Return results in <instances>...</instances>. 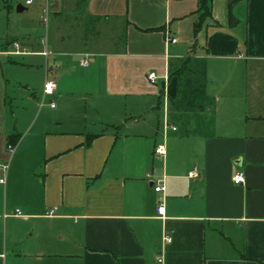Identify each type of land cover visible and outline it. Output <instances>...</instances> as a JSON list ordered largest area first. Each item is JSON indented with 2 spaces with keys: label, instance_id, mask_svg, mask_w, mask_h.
<instances>
[{
  "label": "crops",
  "instance_id": "obj_1",
  "mask_svg": "<svg viewBox=\"0 0 264 264\" xmlns=\"http://www.w3.org/2000/svg\"><path fill=\"white\" fill-rule=\"evenodd\" d=\"M12 2L0 264H264V0H211L196 33L199 0Z\"/></svg>",
  "mask_w": 264,
  "mask_h": 264
},
{
  "label": "built area",
  "instance_id": "obj_2",
  "mask_svg": "<svg viewBox=\"0 0 264 264\" xmlns=\"http://www.w3.org/2000/svg\"><path fill=\"white\" fill-rule=\"evenodd\" d=\"M31 0H24L25 3H29ZM43 11H44V15L42 16L43 21L46 20V6L44 5L43 7ZM170 40L174 41L176 40L175 37H171ZM44 43V41H43ZM11 45L14 47L11 52H20L22 50L18 49V44L16 43V41H11ZM50 52L49 49L43 48L41 50V53L46 55ZM78 61L81 65H87L88 63V57L87 55H82L78 58ZM146 77L148 80L150 81H155V78L157 77V75L155 74L154 71L150 70L146 73ZM55 88V82L51 79H44L42 82V86H41V94H46V93H51L53 91V89ZM39 103H41V100L39 101ZM49 105H53V102H49ZM172 128H175V126L172 125ZM14 144L7 141L5 142V150L7 152H11L13 150ZM153 152L154 153H164L165 149H164V145L162 143H156L153 147ZM6 167H7V162L6 160H1L0 159V182L2 183L4 181V175H5V171H6ZM198 174V171L196 168L191 169L188 171V176H195ZM232 180L235 183H242L245 180V175L242 169H236L233 174H232ZM164 187L162 181H157L154 185L153 188L154 190H162ZM155 210L157 212V214H162L164 211V206H163V201L162 200H157L156 205H155ZM13 214L15 215H22V213L20 212L19 208H14ZM165 241H169L170 240V235L165 234L163 236ZM157 260H161V257L157 256L156 257Z\"/></svg>",
  "mask_w": 264,
  "mask_h": 264
},
{
  "label": "rangeland",
  "instance_id": "obj_3",
  "mask_svg": "<svg viewBox=\"0 0 264 264\" xmlns=\"http://www.w3.org/2000/svg\"><path fill=\"white\" fill-rule=\"evenodd\" d=\"M15 3H11V9L5 10L3 8H0V32L4 29V27L7 25L8 27H11L14 30H20L21 28H24L26 26L30 25V14L28 10L23 11H16L15 10ZM11 11V13H9ZM3 207H2V194L0 192V233L2 231V224H3ZM10 219V218H7ZM12 224V227L17 229L21 227V224L18 223L17 220L14 221V219L8 220Z\"/></svg>",
  "mask_w": 264,
  "mask_h": 264
},
{
  "label": "trees",
  "instance_id": "obj_4",
  "mask_svg": "<svg viewBox=\"0 0 264 264\" xmlns=\"http://www.w3.org/2000/svg\"><path fill=\"white\" fill-rule=\"evenodd\" d=\"M210 6H211V0H199V6H198L199 15H198V20L194 24V33L197 32V30L200 27V25H201L202 21L204 20V18L207 15H210L211 14ZM189 60H190V58L189 57H186L183 60V63H184L183 66H185L186 63ZM162 92H163V87H159V94H162ZM18 137H19V133L9 132V133H7L5 135V142L9 141V142L15 144V142L18 139Z\"/></svg>",
  "mask_w": 264,
  "mask_h": 264
},
{
  "label": "water",
  "instance_id": "obj_5",
  "mask_svg": "<svg viewBox=\"0 0 264 264\" xmlns=\"http://www.w3.org/2000/svg\"><path fill=\"white\" fill-rule=\"evenodd\" d=\"M15 8L16 9H21V5L18 4V5L15 6Z\"/></svg>",
  "mask_w": 264,
  "mask_h": 264
}]
</instances>
